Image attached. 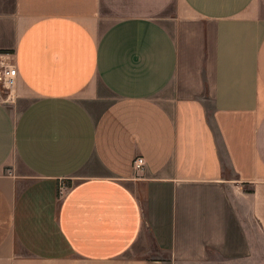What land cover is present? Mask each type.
<instances>
[{
    "label": "crops",
    "instance_id": "crops-1",
    "mask_svg": "<svg viewBox=\"0 0 264 264\" xmlns=\"http://www.w3.org/2000/svg\"><path fill=\"white\" fill-rule=\"evenodd\" d=\"M0 53V264H258L264 0H0Z\"/></svg>",
    "mask_w": 264,
    "mask_h": 264
},
{
    "label": "built area",
    "instance_id": "built-area-1",
    "mask_svg": "<svg viewBox=\"0 0 264 264\" xmlns=\"http://www.w3.org/2000/svg\"><path fill=\"white\" fill-rule=\"evenodd\" d=\"M3 54V53H0ZM17 76V68L10 63L0 60V80L3 81V86L11 91L15 78ZM133 167L136 173H142L146 168V160L143 156L138 155L134 158Z\"/></svg>",
    "mask_w": 264,
    "mask_h": 264
},
{
    "label": "rangeland",
    "instance_id": "rangeland-1",
    "mask_svg": "<svg viewBox=\"0 0 264 264\" xmlns=\"http://www.w3.org/2000/svg\"><path fill=\"white\" fill-rule=\"evenodd\" d=\"M9 90H7L4 86H3V81L0 80V93L3 96H6L8 94ZM141 172L140 173H136L137 177H141ZM258 249L260 250L261 254H258L257 257V262L258 264H264V242L260 243L258 246Z\"/></svg>",
    "mask_w": 264,
    "mask_h": 264
}]
</instances>
